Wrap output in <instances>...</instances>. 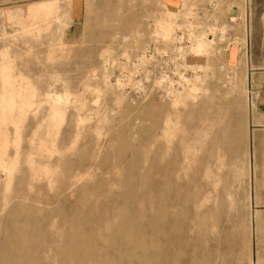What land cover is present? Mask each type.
<instances>
[{"label":"rangeland","instance_id":"obj_1","mask_svg":"<svg viewBox=\"0 0 264 264\" xmlns=\"http://www.w3.org/2000/svg\"><path fill=\"white\" fill-rule=\"evenodd\" d=\"M210 1L0 0V264H264L254 57L201 41L170 99L118 81ZM249 5L262 38L264 0Z\"/></svg>","mask_w":264,"mask_h":264},{"label":"built area","instance_id":"obj_2","mask_svg":"<svg viewBox=\"0 0 264 264\" xmlns=\"http://www.w3.org/2000/svg\"><path fill=\"white\" fill-rule=\"evenodd\" d=\"M242 3L244 11L238 7ZM224 22H216L219 0L205 5H193L175 22L174 36L169 44L156 43L134 54L125 61L119 74L120 86L133 87L135 93L145 97L156 92L166 99L189 87L192 74L201 69L192 61L197 55L192 49L201 41L213 46L217 53L235 50L249 57V0H236ZM128 68V69H126Z\"/></svg>","mask_w":264,"mask_h":264},{"label":"crops","instance_id":"obj_3","mask_svg":"<svg viewBox=\"0 0 264 264\" xmlns=\"http://www.w3.org/2000/svg\"><path fill=\"white\" fill-rule=\"evenodd\" d=\"M260 19H264V14ZM256 32L257 28H254L250 22L249 56L254 57L251 59L250 65H248L249 69H247L248 81L250 80L249 91L252 96L250 123L252 132L254 133V154L250 165L253 170V176L256 173L259 178L256 182H253L252 199H254V208L260 209L264 215V59L258 58L264 57V37H258V35L255 34ZM255 194L257 195L255 196ZM257 197H259L258 199L260 200L259 204L255 203V198L257 199ZM262 248H264V239L262 240Z\"/></svg>","mask_w":264,"mask_h":264},{"label":"bare ground","instance_id":"obj_4","mask_svg":"<svg viewBox=\"0 0 264 264\" xmlns=\"http://www.w3.org/2000/svg\"><path fill=\"white\" fill-rule=\"evenodd\" d=\"M170 8H171V7H170ZM171 9H172V10H171ZM171 9H168L167 12L171 13L172 11H174L173 8H171Z\"/></svg>","mask_w":264,"mask_h":264}]
</instances>
